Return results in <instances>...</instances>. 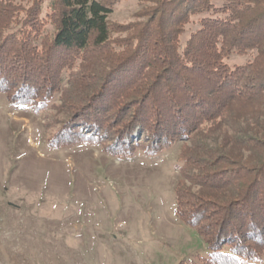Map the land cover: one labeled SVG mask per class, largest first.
<instances>
[{
  "label": "trees",
  "instance_id": "trees-1",
  "mask_svg": "<svg viewBox=\"0 0 264 264\" xmlns=\"http://www.w3.org/2000/svg\"><path fill=\"white\" fill-rule=\"evenodd\" d=\"M119 1L0 0V93L64 115L50 123L70 128L52 133L56 146L126 158L181 142L176 214L212 253L206 263H259L264 0H139L138 21L117 26ZM235 54L247 61L230 66Z\"/></svg>",
  "mask_w": 264,
  "mask_h": 264
},
{
  "label": "rangeland",
  "instance_id": "rangeland-1",
  "mask_svg": "<svg viewBox=\"0 0 264 264\" xmlns=\"http://www.w3.org/2000/svg\"><path fill=\"white\" fill-rule=\"evenodd\" d=\"M143 8L120 0L110 21L137 22ZM246 61L235 54L228 63ZM59 113L0 93V264H207L212 253L176 214L184 144L126 158L89 143L56 146V129L70 135L50 125L66 119Z\"/></svg>",
  "mask_w": 264,
  "mask_h": 264
}]
</instances>
